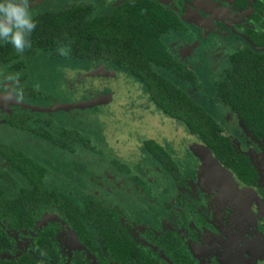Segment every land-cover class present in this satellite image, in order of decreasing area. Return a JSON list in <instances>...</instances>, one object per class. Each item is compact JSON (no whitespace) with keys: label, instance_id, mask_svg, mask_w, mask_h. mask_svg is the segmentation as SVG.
<instances>
[{"label":"flooded vegetation","instance_id":"1","mask_svg":"<svg viewBox=\"0 0 264 264\" xmlns=\"http://www.w3.org/2000/svg\"><path fill=\"white\" fill-rule=\"evenodd\" d=\"M38 1L44 5L48 0ZM127 1L93 0L101 14ZM152 1L164 11L176 13L183 24L182 31L169 33L163 42L169 54L195 74L200 92L196 95L192 89L185 90L203 106H215L217 103L211 102L215 84L222 81L225 70L232 67L235 73L240 55L243 54L241 59L246 58L244 50L250 47L249 35L245 36L247 29L254 30L255 39L262 40L264 36V0ZM227 36L239 38V46L229 48V43L221 42ZM260 47L250 53L264 52V46ZM257 60L262 64L257 66L251 61L253 68L247 76L248 83L255 85L264 77V60ZM24 69L19 75L22 98L0 101L2 138L6 131L16 132L0 140V186L6 190L0 197V204L6 207L0 206V264H264V137L243 128L231 110L218 104L229 112L223 111L222 119L217 120L222 137L233 147L234 157L228 163L219 161L180 122L154 108L172 124L173 130L179 125L183 135L198 144L176 148L183 157H172L165 150V142L157 139L161 135L156 134L162 131L145 120L150 128L147 135L138 129L120 143L116 135L109 134L117 139L113 141L115 153L128 161L114 168L106 164L108 161L99 162L96 150L87 152L90 143L82 147L69 139L70 147L63 149L60 127L56 129L46 114H38L37 106H28L29 112L22 108L21 100L36 97L31 96L35 89L28 84L32 75ZM9 73L7 68H0V85ZM70 73L75 75L72 80L68 78ZM80 73L65 71L60 75L68 95L79 92L74 88L83 82ZM197 73L211 79V87L201 88ZM88 76L130 79L109 67L93 69ZM85 86L84 93L90 95L93 89L102 88L93 82ZM105 86L112 88L111 84ZM37 102L61 106V99L52 97ZM28 127L37 129V135ZM19 132L72 153L76 162L70 168L72 183L60 181L54 172L56 166L45 156L47 149L24 150L21 144L35 146L37 142L21 139ZM68 132L75 136L73 131ZM154 138L158 142H153ZM148 141L155 143L159 151H144L149 159L144 164L132 161ZM20 157L28 167L42 169L37 177L45 190L43 200L33 198L27 203L17 189L9 188L20 189L17 183L20 187L27 185L13 165L4 160L19 163ZM19 167L28 169L25 162ZM62 201L68 205L62 206Z\"/></svg>","mask_w":264,"mask_h":264},{"label":"trees","instance_id":"2","mask_svg":"<svg viewBox=\"0 0 264 264\" xmlns=\"http://www.w3.org/2000/svg\"><path fill=\"white\" fill-rule=\"evenodd\" d=\"M35 1L31 0L29 4V10L37 21L30 37L31 47L20 54L11 45L0 44V68L21 74L24 68L28 69L30 60L40 57H45L44 63L54 61V70L64 66L76 69L77 65H89L90 68L99 63L112 65L121 74L141 84L154 108L180 122L188 134L201 140L219 161L230 162L234 157L233 147L227 138L222 137L217 120L185 90L186 87L192 89L196 95L200 92L195 74L177 62L163 42L169 33L182 31L183 24L176 13L164 11L159 3L152 0H129L103 14L93 0H48L54 1L57 9L42 8L43 5ZM255 35L253 29L248 28L245 32L250 41V47L244 50L246 58L241 59L243 54L239 56L234 74L232 67L224 71L222 81L215 84L211 102L224 105L237 116L243 128L255 136L264 137V86L261 85L264 77L256 85L247 81L249 69L253 68L249 63L254 61L260 66L262 61L257 59L264 60V52L250 53L251 49L264 46V36L260 40L255 39ZM36 95L39 99L51 98L37 92H32L31 96ZM59 129L61 147H70L69 139L77 146L89 144L88 139L76 134L73 136L64 127ZM28 131L37 135V129L28 127ZM145 147L152 154L159 151L151 141L146 142ZM4 160L13 165L23 176L22 182L27 184L20 187L17 183L20 189L16 186L9 188L17 189L27 203L33 198L43 200L45 190L37 177L42 169L35 165L28 167L24 158L19 163L7 158ZM21 162H25L28 169L20 168ZM5 192V188L0 186V197ZM61 205L68 204L62 201Z\"/></svg>","mask_w":264,"mask_h":264},{"label":"rangeland","instance_id":"3","mask_svg":"<svg viewBox=\"0 0 264 264\" xmlns=\"http://www.w3.org/2000/svg\"><path fill=\"white\" fill-rule=\"evenodd\" d=\"M46 3L47 4L43 5L42 8L57 9L58 5H56L54 1H47ZM227 37H229L227 40H225L226 38H223L221 39V42L229 43V48H236L239 46V38L233 36ZM202 49L205 50V47H202ZM43 59H45V57L35 58L34 60H30L28 62L27 68L30 71V75H32V77H28V84L35 89V93L37 92L38 94L41 93L46 97L50 96L52 98L61 99L60 103L63 106L58 107L53 104L49 105L50 102L38 103L37 101L40 97L36 95V101L33 99H28L27 101L25 99L21 100L24 102L22 103V108L26 112H29L28 106H37L38 114H46L49 121L56 126V129L57 127H64L66 131H73L76 135H80L84 139L87 138L91 145V149L87 152H90L92 149L96 150V152L100 154L97 155L96 158L99 162H103L102 160L108 161L106 164H111L114 168H116V165L118 164L128 163L127 160H123L124 157L115 153L113 141L118 138L121 143L123 138H128L127 135L134 134L138 129L143 134H149L150 128L147 126L145 120L148 124L149 122L154 124V128L162 131L161 133L155 134L158 136L161 135L157 139L165 142V150L170 153L169 155L172 157L178 156L179 159L183 157L181 153L175 151L176 148L198 144L195 139L186 138L179 125L175 126L173 130L172 124L154 109V106L151 100H149L145 89H143V87L140 86V83L134 78H114L113 76L97 78L88 76L93 69L96 70L104 67H111L115 69L114 66L107 65L106 63H99L92 68H90L89 65H77L76 69L64 66V68H61L59 71H54V61L44 63L45 60ZM220 64L221 63L218 65ZM84 68L87 69L82 72ZM65 71L83 73L79 74L81 76V81L83 80V82L80 86L74 88L79 92L73 94L69 92V95L66 93L65 83L63 80L59 79L60 73ZM97 74L100 75V73ZM197 75V82L201 81L202 84L200 86L201 88L202 86L206 89L211 87V79L207 80V78H204L203 75L199 73H197ZM74 77L75 75L73 73L68 74L69 80H72ZM91 82L97 86H101L102 88L98 87L93 89L92 94L90 95L84 93V89L86 87L85 84ZM106 84H111L112 88L105 86ZM3 100L4 99H0V101ZM14 102L16 104H20L16 101ZM205 106L207 107V111L216 120L222 119L221 113H225L223 111L229 113L227 109L222 108L221 105L218 104H215L214 106V104L205 103ZM40 117L42 120L46 119L45 115ZM40 117L37 118L38 121H40ZM41 127L43 128L42 125ZM110 130L112 132H109ZM14 133H16L15 130L13 132L6 131L4 138H2V132H0V140L3 141L7 139V137H11ZM109 134L114 136L116 135V138L109 136ZM167 135H169L170 138H167ZM18 136L21 139L26 138V135L21 132H19ZM183 138L184 142L181 143L180 141ZM157 139L154 138L152 141L158 142ZM26 140L35 141L37 143L35 146H30V143H26L25 145L21 144L24 150L31 149L39 152L38 148L47 149V154H45V156L48 157V160L56 166L54 172H57L56 174L58 175L60 181L62 183L66 181L72 183L70 181L72 179L70 168H72V166L74 167V164H76L75 160L72 158V153L63 152L56 147H53L51 143L49 144L48 142L43 141L39 137L36 138L30 136L26 138ZM17 147L20 148L19 146ZM125 148L126 147H124V149ZM145 148L146 147H142L141 151L143 153L141 152L139 154H135L132 161L144 164L146 160H149L148 154L144 152L147 151ZM137 150L138 149L136 148V151ZM190 150L192 151V149ZM185 151L186 150H184V153H186ZM116 159H120V161L115 163L114 160ZM152 174L155 175L154 173ZM76 175L83 181L84 178L81 177L80 174L76 173ZM84 183L90 186L89 183ZM90 188L92 189L91 186ZM129 210L130 209L126 208V213H129Z\"/></svg>","mask_w":264,"mask_h":264},{"label":"clouds","instance_id":"4","mask_svg":"<svg viewBox=\"0 0 264 264\" xmlns=\"http://www.w3.org/2000/svg\"><path fill=\"white\" fill-rule=\"evenodd\" d=\"M31 0H0V44H9L22 54L31 47V34L37 26L33 13L29 10ZM61 54L64 52L61 50ZM19 73L11 72L0 85V99L19 100L22 91L19 86Z\"/></svg>","mask_w":264,"mask_h":264},{"label":"water","instance_id":"5","mask_svg":"<svg viewBox=\"0 0 264 264\" xmlns=\"http://www.w3.org/2000/svg\"><path fill=\"white\" fill-rule=\"evenodd\" d=\"M35 2H39L38 0H36ZM61 106H63L62 104H61ZM58 107H60V106H58ZM65 107V106H64Z\"/></svg>","mask_w":264,"mask_h":264},{"label":"crops","instance_id":"6","mask_svg":"<svg viewBox=\"0 0 264 264\" xmlns=\"http://www.w3.org/2000/svg\"><path fill=\"white\" fill-rule=\"evenodd\" d=\"M116 140V139H115Z\"/></svg>","mask_w":264,"mask_h":264}]
</instances>
